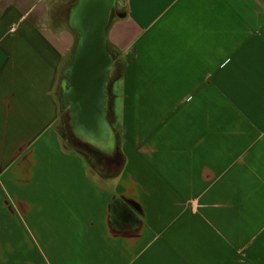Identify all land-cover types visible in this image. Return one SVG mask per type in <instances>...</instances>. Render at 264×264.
Returning <instances> with one entry per match:
<instances>
[{
    "label": "crops",
    "instance_id": "0c3cea01",
    "mask_svg": "<svg viewBox=\"0 0 264 264\" xmlns=\"http://www.w3.org/2000/svg\"><path fill=\"white\" fill-rule=\"evenodd\" d=\"M129 3L139 43L134 91L139 102L153 99L144 112L138 106L139 138L153 147L145 167L160 184L154 236L129 264H264V0ZM14 18L10 3L0 6V264H64L73 252L85 256L76 264H99L91 238L74 236L63 185L48 191L52 212L31 194L38 203L27 214V190L6 183L37 128L31 73L53 52L48 35L13 31ZM37 153L31 188L54 154Z\"/></svg>",
    "mask_w": 264,
    "mask_h": 264
},
{
    "label": "water",
    "instance_id": "95a60500",
    "mask_svg": "<svg viewBox=\"0 0 264 264\" xmlns=\"http://www.w3.org/2000/svg\"><path fill=\"white\" fill-rule=\"evenodd\" d=\"M129 6V0H66L54 6L52 15L68 28L71 42L66 58L56 64L58 72L41 77H55L54 103H46L60 122L63 144L81 162L83 182L94 181L84 187L96 205L88 225L94 228L98 256L111 264L131 263L152 240L150 201L158 202L160 191L157 178L145 175L128 150L132 69L139 59L138 26ZM116 21L123 23L119 46L111 44ZM203 173L207 180L214 176L210 169ZM144 186L149 197L143 196ZM135 193L136 203L125 202ZM122 222L137 231L124 230Z\"/></svg>",
    "mask_w": 264,
    "mask_h": 264
},
{
    "label": "flooded vegetation",
    "instance_id": "af4514ba",
    "mask_svg": "<svg viewBox=\"0 0 264 264\" xmlns=\"http://www.w3.org/2000/svg\"><path fill=\"white\" fill-rule=\"evenodd\" d=\"M64 1L66 0H0V6H3L6 3H10L14 10L15 18L12 22L13 31L18 30L27 34L37 33L41 35H48L53 41V52L50 58L46 60V62L38 65L32 71L29 87L27 90L28 109L30 113H32L37 118V128L35 130V134L23 148L17 161L13 162L11 171L6 172V174L4 175L5 177L10 176V178L12 177L15 179L20 176L21 179L27 178L29 181L27 182L30 184L33 181L35 172L39 164V155L37 153L39 146H44L48 150V152L50 151L53 153H57L66 161H70L71 159L76 157L75 154L63 144V140L60 135V122L58 121L57 117L54 116V109H52V106L47 104L52 103L54 98L53 91L55 89V77L51 80L46 81H43V78H41L43 76L45 77L48 74H52L53 72H58L56 64H61L68 53V46L71 42V33L64 25H59L57 19H54L52 15V8L59 2ZM108 7L113 6L112 4H110V6ZM129 13L131 17H134V12L131 5L129 6ZM122 25L123 23L121 21H116V23L112 24V45L119 46L118 41L121 37L118 34L122 30ZM129 38L130 37H127V39ZM133 118L134 117L132 113V125L134 122ZM61 148L65 152L63 151L62 153ZM128 150L133 159L139 161V163L142 165L145 175L150 176L151 174L145 167V159L146 156L149 157L152 154L153 147L148 144H146L145 146V144L142 143L138 136L133 133L131 139L129 140ZM145 151H148V153L144 154ZM80 169L82 170V165ZM133 177L135 179L138 177L136 172H133ZM91 182L94 181L87 179L84 183V187ZM142 191L144 197L150 196V190H148L145 186ZM13 198H16L15 194H13ZM89 200L93 205L95 214L96 205L93 202L91 195L89 196ZM131 201L132 203H136L138 201V195L136 194L130 199H125V202ZM132 203L131 207H128L130 210L134 207ZM150 204V212L152 213L151 228L153 230L155 220L158 217V202L150 201ZM28 206L30 207V204H28ZM28 206L25 205V202L20 201V207L23 209V211H25L27 214H31V210L35 208V205L32 203V207L30 209L28 208ZM8 207L11 209L10 204H8ZM145 209L146 207L143 206L141 210L142 214H145ZM131 213L134 215L133 211H131ZM91 218L93 217L91 216L89 221L91 220ZM122 224L124 227L123 229L126 231H137V226L134 224H132V226H127L123 222ZM139 225L141 226L142 223H139L138 226ZM95 243L97 246V252H99V244L97 241H95Z\"/></svg>",
    "mask_w": 264,
    "mask_h": 264
},
{
    "label": "rangeland",
    "instance_id": "374dc122",
    "mask_svg": "<svg viewBox=\"0 0 264 264\" xmlns=\"http://www.w3.org/2000/svg\"><path fill=\"white\" fill-rule=\"evenodd\" d=\"M44 40L46 41V42L43 41V45H44L45 53H46L45 56H46V55H49L48 54L50 52L49 48L52 47V44L50 41H48L47 37ZM138 100L139 98L137 97L134 91L130 99L131 114L133 113V117H134L133 118L134 122L132 125V135L134 133L136 136H138V138L140 136L142 138V136L145 135V132L143 131L144 128L142 129L139 123H137L138 121L137 116H138V111H139L138 106L140 105V102ZM144 123L146 124V120L144 121ZM139 129H141L142 131L141 130L139 131ZM141 133H143V135H141ZM142 143L145 144V146L147 144L146 142H142ZM147 153L148 151L144 152V154H147ZM49 157H50V160L48 162L49 164H47L44 170L41 171V172H44L43 176L40 177V180L38 179V182L36 181L33 184L32 188L30 186L31 184L28 183L29 182L28 179L27 178L21 179V176L16 179L12 177L10 178V176L9 177L7 176L6 183L10 185L8 181H13L15 182L14 187H20L23 190H27V192L23 194V197L28 196V198L25 199L27 203H31L29 201H32L33 204H35V202L38 203L36 199L33 200V198L31 199L30 197L31 194L34 196L36 195L41 201L46 203V207L49 210H50L49 206L52 203L50 202L51 195L48 193V191H50V189L52 188V185L54 184L63 185L65 188V192H66V196H64V199L66 200L65 203L69 204L68 206L69 212L73 211L72 219L76 222L75 224H73V232H74L75 238L77 239V241H79L82 236L84 237V240L85 238L90 237L91 243H92V250H93L92 259H95L96 261V259L98 258V261H101L99 264H111L110 261L103 259L100 256L95 254V250L97 251V246H96L95 241L97 240L95 237L94 228L89 227L88 224L86 225L87 226L86 228V226L84 225L86 219L89 221L90 217L91 216L93 217L94 208L89 200V195L84 191V182H83L82 175H81L82 172L80 169L81 167L80 161L78 159H71L70 161H66L62 156L58 155L57 153L49 154ZM68 183L72 184V186H70L71 190L68 188ZM11 184L13 185L12 182ZM16 199L18 200V198ZM27 203H25L26 206H28ZM48 214L45 213L43 215V220H44L43 222L45 224L50 223L51 221L50 220L51 215L49 214L50 215L49 217ZM52 217H56V215L52 213ZM46 231L48 234L51 233V229H47ZM63 252L64 251H60V253H63ZM83 257H85L83 254L82 256H78V255H75L73 252L71 256L65 257L64 264H70V262H73V264H76V262L79 261V259L83 260ZM56 259H59V258L58 257L55 258V260H53V264H56L57 262Z\"/></svg>",
    "mask_w": 264,
    "mask_h": 264
},
{
    "label": "trees",
    "instance_id": "16d2710c",
    "mask_svg": "<svg viewBox=\"0 0 264 264\" xmlns=\"http://www.w3.org/2000/svg\"><path fill=\"white\" fill-rule=\"evenodd\" d=\"M140 106L142 111H145V107L147 108L148 106L150 107L152 105L153 107V99L152 98H147L146 96H141L140 98ZM145 106V107H144Z\"/></svg>",
    "mask_w": 264,
    "mask_h": 264
}]
</instances>
